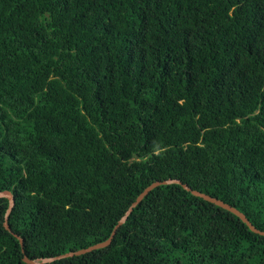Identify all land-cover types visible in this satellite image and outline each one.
<instances>
[{
	"label": "trees",
	"instance_id": "1",
	"mask_svg": "<svg viewBox=\"0 0 264 264\" xmlns=\"http://www.w3.org/2000/svg\"><path fill=\"white\" fill-rule=\"evenodd\" d=\"M184 184L264 231V0H0V264H264Z\"/></svg>",
	"mask_w": 264,
	"mask_h": 264
},
{
	"label": "water",
	"instance_id": "2",
	"mask_svg": "<svg viewBox=\"0 0 264 264\" xmlns=\"http://www.w3.org/2000/svg\"><path fill=\"white\" fill-rule=\"evenodd\" d=\"M171 182H178L180 183V180H177V179H169V180H163V181H155L153 183H151L149 186H147L136 198L135 201L132 202V204L129 206V208L127 209V211L125 212V214L122 216V218L119 220L117 226L121 223H123L127 218L128 216L132 213L133 209L144 199V197L152 190L154 189L156 186L160 185V184H165V183H171ZM186 189L192 191L193 194L197 195V196H201L203 197L204 199L206 200H209L219 206H222L232 212H234L235 214H237L244 222H246L249 227L251 229H253L254 231L256 232H259L261 234H264V231L258 229L256 226L253 225V223L247 218V216L241 212L239 209H237L235 206L227 203V202H224L223 200L217 198V197H214L212 195H209L207 193H204V192H201V191H198V190H195V189H191L188 185L184 184L183 185ZM0 197H7L10 201V204H9V207H8V210L6 212V216H5V226L10 229L9 227V224H8V217L14 207V204H15V198H14V195L13 193L10 191V190H4V191H1L0 192ZM116 226V227H117ZM115 231L112 233V235L105 241L103 242H100V243H97V244H94L92 246H89L87 248H82V249H79L77 251H70V252H67V253H64V254H61L59 256H55V257H49V258H42V259H30L28 258L27 256L24 257V260L27 261V262H30L32 264H43L45 262H49V261H53L55 259H58V258H62V257H67V256H73V255H79V254H82V253H85V252H89V251H92L94 249H97V248H101V247H104L108 244L111 243L112 241V237L114 235ZM20 238V241H21V244L23 246V240L21 237ZM24 250V249H23Z\"/></svg>",
	"mask_w": 264,
	"mask_h": 264
}]
</instances>
